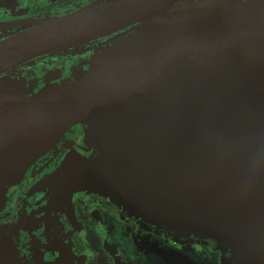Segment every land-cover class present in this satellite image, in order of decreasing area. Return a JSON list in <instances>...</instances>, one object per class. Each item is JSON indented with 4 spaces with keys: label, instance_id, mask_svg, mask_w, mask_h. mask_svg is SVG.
Wrapping results in <instances>:
<instances>
[{
    "label": "water",
    "instance_id": "water-1",
    "mask_svg": "<svg viewBox=\"0 0 264 264\" xmlns=\"http://www.w3.org/2000/svg\"><path fill=\"white\" fill-rule=\"evenodd\" d=\"M132 23L72 81L18 100L54 136L86 124L95 156L66 157L54 183L97 191L172 234L211 238L237 261L264 264V0L82 8L0 41V70ZM12 160L0 181L20 175L25 159ZM13 259L0 232V264Z\"/></svg>",
    "mask_w": 264,
    "mask_h": 264
},
{
    "label": "flooded vegetation",
    "instance_id": "flooded-vegetation-1",
    "mask_svg": "<svg viewBox=\"0 0 264 264\" xmlns=\"http://www.w3.org/2000/svg\"><path fill=\"white\" fill-rule=\"evenodd\" d=\"M114 1L0 0V41L42 19ZM138 24L0 70V175L12 170V159H25L15 181H0V232L15 250L12 264H250L210 238L174 235L128 215L97 191L54 183L51 175L66 157L95 156L84 141L86 124L73 122L54 136L37 112L25 110L31 104L18 100L72 81L96 50Z\"/></svg>",
    "mask_w": 264,
    "mask_h": 264
},
{
    "label": "rangeland",
    "instance_id": "rangeland-1",
    "mask_svg": "<svg viewBox=\"0 0 264 264\" xmlns=\"http://www.w3.org/2000/svg\"><path fill=\"white\" fill-rule=\"evenodd\" d=\"M70 190V189H69ZM72 191V190H71ZM119 207V206H118ZM120 209H122L126 214H128V215H131L129 212H127L125 209H123V208H121V207H119ZM146 221V220H145ZM174 235H178V234H174ZM5 238H7V236L5 237ZM201 238V237H200ZM8 239V238H7ZM211 239V238H210ZM9 240V239H8ZM213 240V239H212ZM10 241V240H9ZM10 245L12 246V244H11V241H10ZM222 245V244H221ZM223 246V245H222ZM220 247V246H219ZM223 248H224V246H223ZM12 249H13V246H12ZM13 253H14V257H15V250L13 249ZM235 258V257H234ZM13 261H14V259H13ZM239 262H241V261H239Z\"/></svg>",
    "mask_w": 264,
    "mask_h": 264
},
{
    "label": "trees",
    "instance_id": "trees-1",
    "mask_svg": "<svg viewBox=\"0 0 264 264\" xmlns=\"http://www.w3.org/2000/svg\"><path fill=\"white\" fill-rule=\"evenodd\" d=\"M161 229V228H160ZM163 230V229H162ZM166 231V230H165ZM168 232V231H167Z\"/></svg>",
    "mask_w": 264,
    "mask_h": 264
}]
</instances>
